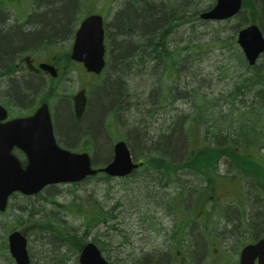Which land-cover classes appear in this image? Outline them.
I'll return each instance as SVG.
<instances>
[{
    "label": "rangeland",
    "instance_id": "rangeland-1",
    "mask_svg": "<svg viewBox=\"0 0 264 264\" xmlns=\"http://www.w3.org/2000/svg\"><path fill=\"white\" fill-rule=\"evenodd\" d=\"M133 1L131 4L128 0H82L78 3L80 7L74 16L73 27H77L80 22L78 19L88 13L105 16L108 65L102 75L93 76L82 66L71 64L68 78L56 83L60 94L73 96L85 90L90 96L85 124L82 126V130L89 128L87 133H83L88 141L81 140L78 144L76 139L74 147L90 152L95 159L94 165L99 167L113 158L114 142L121 139L128 141L138 160L147 159L143 154L158 135L163 130L168 133L171 127L180 130V116L193 112L194 90H198L201 97L215 101L209 104L210 110L214 109L220 121L230 122L226 102H217V99L228 97L241 74L235 29L243 23L250 25L251 19H255L261 27V20L250 15L245 8L240 18L229 21L198 20V16H194L196 11L205 10L216 0H194L192 18L175 28L169 37V51L179 52L188 46L196 49L194 45L197 43L203 49L197 54L194 51L192 55L188 53L191 56L188 61L192 59V64L186 62L183 66L180 57L177 74L175 69L167 71L166 59H163L161 51L159 58L158 54H149L148 51L139 58L131 59L127 58V51H117L116 45L119 46L124 40L132 44L140 41L132 35V31L127 28L123 30L119 23L120 16L130 9ZM152 1L160 3L165 0H149ZM9 23L12 24V20ZM73 35H70V41L66 39L60 47L65 50L72 47ZM39 56L44 57L45 53ZM124 58L127 63L123 62ZM116 81L120 82L122 94L125 95L121 103L123 108L120 109L116 104L113 106L115 111L108 112L107 108L104 114L98 113L95 117L94 111L101 107L98 99L110 91L113 88L111 84ZM163 95L167 97L162 104ZM215 115H210V111L205 112L203 131L211 127L210 119ZM58 118L55 119V125L61 133L56 136L64 141L63 132L69 133L74 128L77 131L78 126L66 123L69 122V116L65 105ZM144 129L147 142L141 145L137 139L140 141L142 137L139 133ZM207 141V138L202 141V137L196 134L190 145L201 152ZM183 153L186 155L187 152ZM255 153L263 160L264 167V146ZM182 159L175 158L180 162ZM239 170L225 160L219 167V172L224 176L208 188H204V179L191 173L180 174L174 183H170L152 168H145L127 178L106 181L100 176L78 185L61 184L28 200L16 195L10 200L6 213H0V264H15L8 250V235L14 228L26 232L32 264H79L76 244L63 240L61 236L56 238L48 233L39 234V230L44 227L43 220L48 225L60 228V233H65L62 227H66L68 232L84 238L85 242L94 241L111 264H227L226 246L227 252L234 254L239 244L237 240L248 242L247 239L254 238L256 216L251 222L253 229H249V232L244 227L239 231L237 228H240L242 221L253 217L257 211L256 205L260 203L258 201H264L254 185L257 181L249 177L251 174ZM260 185L264 186V180L260 181ZM243 199L245 205L238 208L239 201ZM28 203L33 205L34 213H40L34 215L31 222L25 220L18 227L14 218L19 213L18 209H23ZM103 211L111 215L106 222L91 221L94 216L101 218ZM260 222L262 224L264 218H260ZM226 238L231 239L227 241ZM215 249L217 253H214Z\"/></svg>",
    "mask_w": 264,
    "mask_h": 264
},
{
    "label": "trees",
    "instance_id": "trees-1",
    "mask_svg": "<svg viewBox=\"0 0 264 264\" xmlns=\"http://www.w3.org/2000/svg\"><path fill=\"white\" fill-rule=\"evenodd\" d=\"M193 2L194 0H165L160 3L153 1L149 2V0L133 1L134 8L131 7L126 10L120 16L119 23L123 30L127 28L132 31V35L139 38L140 41L132 45V47L130 46L131 42L129 43L128 40L127 42H121L119 43L117 51L123 53L127 51L128 59L139 58L148 51L149 54H158L157 58L161 57V53H163V59H166L165 68L167 71L175 69L177 74H179L178 61H180V57L183 66H185L186 62L192 64V59L188 61L191 57L188 53L190 52L192 55L194 51L195 54H197L203 49L202 45L197 43L199 45H194L196 49H190V46H188L179 52L169 51V37L175 28L189 22L188 20L192 18L193 14L191 7L194 6ZM45 5L47 11L36 21L32 33L22 34L16 30H12L0 39V54L2 60L11 61L15 58L17 50L21 47L24 48L45 39H57L67 35L69 26L73 23L77 5L76 0H50ZM213 5L214 4L210 5L205 10L211 9ZM79 7L78 4L77 9H79ZM243 7L248 9L250 15L257 17L258 21L261 20L260 25L264 32V0H244ZM199 12L200 11H196V15L194 16H198ZM251 23H256L255 19H251ZM244 25L245 23L241 26ZM240 28H236L235 32L237 33ZM128 37L129 36L126 34V38ZM146 40L147 42L144 44ZM159 51H161V53ZM236 53L240 62L239 70L241 74H239L228 97L226 98L225 96L222 100L217 99V102H226L225 104H227L229 108L228 117L231 121L225 123L220 121V117H216L214 109L210 110L209 104L215 101H210L201 97V93L198 92V90L192 91L194 98L192 99V101H194L193 112L190 115L182 114L180 116L182 118L181 128L179 127L180 130L176 131L177 128L175 129L174 127H171L168 133L163 130L158 135L157 139L153 141L154 146L147 149L146 153L143 154V156L147 158V163L145 165L147 169L152 168L164 179L169 180L179 174L178 171L180 169L190 171L195 169V171L200 172V174H205L206 166H215V163L221 157H227L231 159L236 168L245 170L255 178L264 179V168L260 167L258 163L251 162V158H253L251 152L264 146V55L257 66L250 67L238 48H236ZM114 56L116 55L114 54ZM123 62L127 63L125 58ZM111 85L113 88L107 91L101 99H98V103L101 107L94 111L93 115L95 117H97L98 113L101 115L104 114L107 108L109 109L116 104L120 109L123 108L121 103L125 100V95L122 94L120 82L116 81ZM22 87L24 86H21V88ZM172 99H175V97ZM100 102L104 104H100ZM163 103H165V101H162V104ZM207 111H210V115H215V117H212V120L210 119L211 127H207V129L203 131V120L205 112ZM199 119L202 120V123H200L198 127ZM66 123L75 126L70 117L69 122L66 121ZM238 124H240L239 127ZM176 125L179 126V124ZM74 129H72L73 131H68L69 133L63 132L64 137L67 138L69 136L72 138L77 136L78 133L76 129L75 131ZM88 129H86V131ZM196 134L207 136L211 142L216 139L227 145L220 147L210 145L202 149L198 154L188 145ZM146 142L147 140L145 138L143 139V137L140 141L137 139L138 144L142 145ZM185 151L187 152L186 155L182 156V158L185 159L184 162L181 161L178 163V160L176 161L175 158L178 155H182ZM209 170H211V168H208V171ZM101 179L106 181L111 180L110 177L105 175H102ZM89 180H91V178ZM23 198L28 200L30 197ZM32 206L33 205H29L28 203L23 209H18L19 213H17L14 218L16 222L13 219V222H15L18 227H21L22 222L25 220L31 222L34 219V215L40 213L39 211H37L38 213H34ZM63 207L67 208V206ZM100 215L102 216L101 218H99V216H94L91 221L101 220L106 222L107 217L111 216L110 213L106 211H103ZM262 218H264V215ZM41 222L44 227L39 230V234L48 233L50 236H57L56 238L61 236L63 240H69L76 244L78 253H80L85 246L84 238L76 237L75 234L68 232L66 227H62L65 233H60V228L55 225H48L44 220ZM15 229L17 228L12 229V231ZM138 264L142 263L140 262Z\"/></svg>",
    "mask_w": 264,
    "mask_h": 264
},
{
    "label": "water",
    "instance_id": "water-1",
    "mask_svg": "<svg viewBox=\"0 0 264 264\" xmlns=\"http://www.w3.org/2000/svg\"><path fill=\"white\" fill-rule=\"evenodd\" d=\"M243 0H217L213 9L200 15L203 20L221 21L236 15ZM105 31L100 15L87 17L77 31L72 59L83 63L90 73L100 74L105 63ZM241 47L250 66H254L264 53V35L257 25H250L238 34ZM82 102H85L84 94ZM84 105L78 110L80 115ZM7 117L0 106V121ZM18 146L27 156V164L12 154ZM111 163L102 169H95L89 154H76L58 146L47 105L42 106L29 118L13 121L7 125L0 123V212L7 209L12 194L20 192L27 196L37 195L45 187L64 183H78L98 172L111 177L130 175L140 165L133 161L125 141L114 148ZM9 248L17 264H30L25 233L15 231L10 234ZM259 258L264 264V239L257 245L245 248L240 264H255ZM80 264H109L94 243L82 250Z\"/></svg>",
    "mask_w": 264,
    "mask_h": 264
},
{
    "label": "flooded vegetation",
    "instance_id": "flooded-vegetation-1",
    "mask_svg": "<svg viewBox=\"0 0 264 264\" xmlns=\"http://www.w3.org/2000/svg\"><path fill=\"white\" fill-rule=\"evenodd\" d=\"M48 1L50 0H0V39L12 30L22 34L32 33L36 21L47 11L45 4ZM76 2L79 3L82 0H76ZM128 2L130 3L132 0H128ZM11 13L13 14L11 15ZM74 19L76 18L74 17ZM11 20L12 24L9 23ZM76 31V27H73L71 23L67 35L57 39H45L24 48L21 47L17 50L15 58L9 62L2 60L0 54V94H3L0 97V106L5 109L7 114V117L0 121L1 125L5 126L15 120L33 116L45 104L50 109L54 132L57 135L61 133V130H57L55 119L60 115V110L64 105L67 107L68 116L74 125L80 126L85 123L86 112L89 107L88 100L82 115L78 117L77 108H81L78 94L73 96L65 93L60 94L56 84L58 81L64 82L68 78V70L71 64L81 65L71 59ZM72 33L74 34L71 38L72 47L70 46L67 50L61 48L60 45L66 39L70 41ZM107 39L108 34L106 33V46ZM43 53H45L44 57L39 56ZM21 86L24 87L21 88ZM40 90H43L41 92L43 96L39 92ZM79 104L80 106H78ZM58 137L56 139L60 146L71 150L75 149L76 142L73 143V140L67 138H64L63 141ZM81 140L84 138L81 137ZM12 154L19 159L25 158L16 145L13 147ZM257 184L254 185L259 189L260 197L264 199L263 187L260 183ZM240 197L243 196L240 195ZM258 203L256 205L257 211L253 217L250 220L242 221L240 228H237L239 231L244 227V230L249 232V229H253L251 222L256 216L257 224L253 232L254 238L247 239L248 242L241 239L237 240L239 244H237L238 248L234 250V254L230 251L227 252L226 246L225 261L227 264H240L243 249L247 245L256 244L264 238V222L262 224L260 222V218L264 215V201L260 199ZM242 204L245 205L244 199L239 201L237 207L241 208ZM230 239L226 238L227 241ZM214 253H217L216 249ZM256 264H259V260H256Z\"/></svg>",
    "mask_w": 264,
    "mask_h": 264
},
{
    "label": "bare ground",
    "instance_id": "bare-ground-1",
    "mask_svg": "<svg viewBox=\"0 0 264 264\" xmlns=\"http://www.w3.org/2000/svg\"><path fill=\"white\" fill-rule=\"evenodd\" d=\"M131 3H132V2H130L129 4H131ZM124 5H126V4H123V6H124ZM133 5H134V4L130 5V8H131V7L134 8ZM77 6H78V3H77V5H76V11H75L74 16L77 14V11H78ZM123 42H125V40H124ZM132 45H134V44L131 43L130 46L132 47ZM116 47L118 48L119 46L116 45ZM111 110H112V111H111ZM109 111L113 112V111H115V110H114L113 107H110V108L108 109V112H109ZM108 112H107V113H108ZM118 113H119V112H118ZM84 124H85V123H84ZM84 124H82V125H84ZM82 125H80V126L77 127V129H78V130H77V133H78L77 136L72 137V138L68 136L67 139H69V140H74L73 143H75V142H76L75 140L78 139V144L80 143V138H81V137H83L84 140H87L86 135L84 136L83 133H87L88 130H87V131H86V129H85V130H82ZM76 126H77V125H76ZM73 128H74V127H73ZM81 130H82V131H81ZM139 134H140L141 137H144V138H145V135H146V134H145V129H144L143 132H141V130H140V133H139ZM62 135H63V134H62ZM87 141H88V140H87ZM76 143H77V142H76ZM153 146H154V143L151 144V146H149L148 149L151 148V147H153ZM144 150H145V149H144ZM146 150H147V149H146ZM164 154H165V153H164ZM165 155H167V154H165ZM168 156H170V155H168ZM182 156H184V153H183L182 155H178L177 157L181 158ZM152 264H155V263H152Z\"/></svg>",
    "mask_w": 264,
    "mask_h": 264
}]
</instances>
